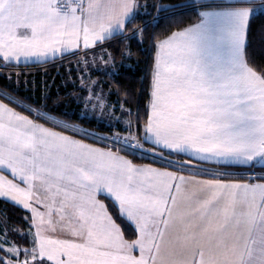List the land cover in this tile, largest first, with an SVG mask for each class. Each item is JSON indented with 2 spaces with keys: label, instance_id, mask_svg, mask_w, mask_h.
<instances>
[{
  "label": "snow or ice",
  "instance_id": "obj_1",
  "mask_svg": "<svg viewBox=\"0 0 264 264\" xmlns=\"http://www.w3.org/2000/svg\"><path fill=\"white\" fill-rule=\"evenodd\" d=\"M140 7L0 0V61L49 62L82 48L84 66L101 55L114 65L108 49L130 59L129 41L151 40L154 52L137 136L130 109L119 132L121 118L109 112L107 128L97 118L112 107L99 86L81 89L82 116L0 102V197L26 211L27 228L0 233V264H264V65L247 41L264 0H189L191 23L144 39L147 26L128 35ZM93 123L108 135L82 127Z\"/></svg>",
  "mask_w": 264,
  "mask_h": 264
},
{
  "label": "trees",
  "instance_id": "obj_2",
  "mask_svg": "<svg viewBox=\"0 0 264 264\" xmlns=\"http://www.w3.org/2000/svg\"><path fill=\"white\" fill-rule=\"evenodd\" d=\"M141 7L138 9V15L135 22L128 31L131 36L136 29H145L146 33L140 34V39L145 36H151L155 33L158 37L161 34L176 30L177 25L191 23L192 13L184 7L189 3V0H139ZM169 9L170 11H162ZM181 13H185L181 15ZM261 25H264V19H256L255 25L251 28L250 35L247 38L251 47L248 49V54L254 57L258 65H264V34H261ZM131 44L130 59L125 60L123 56L116 55L112 49L108 51L115 57L114 65L112 61L98 62L91 66H84L82 61L83 56H66L62 59L46 63L44 65L32 66L22 71H11L8 69H0V96L7 100L10 95L13 99H19L21 104H25L36 108V102H39L41 112L60 118V113H67L68 116L83 115L84 111L80 107V97L85 96V91L88 89L89 78L95 81V88L99 86L100 94L106 97V103H110L114 107V113L111 109L104 112L101 116L96 113L97 118L105 122V128L109 124L115 123L111 120L109 112L115 117L121 112L128 111L133 113V129L132 136H137L135 130V113L139 110L140 116H144L143 107L148 106L147 92L148 81L153 72V57L152 41L142 43L139 47L135 43ZM115 47H122L115 44ZM89 51L88 59L91 58ZM101 63V64H100ZM109 63H112L111 65ZM4 64L0 61V66ZM113 69L117 76L106 77L103 73L108 69ZM95 69H100L97 73ZM109 93H113L109 95ZM119 93V95H115ZM130 94V95H129ZM119 101V104H117ZM128 101V103H124ZM111 107V108H112ZM118 109V110H117ZM85 110V109H84ZM121 124L116 127L119 132L124 126L123 119ZM79 123V121H75ZM84 129L97 133L108 135L107 132H99L97 123L84 124ZM128 136V133H122ZM143 136V132L138 134ZM139 139V137H138ZM148 148L149 145H146ZM134 161L153 163L151 161L129 155ZM157 164V163H154ZM236 171L235 169H232ZM188 173V171H185ZM109 211L115 215L117 209L113 208L109 202ZM26 212L22 209L13 206L12 204L0 200V233L7 232L11 229L12 232L17 230L22 234L27 230L24 223ZM4 238L0 235V239ZM8 238L12 235L9 233ZM3 255V253H0Z\"/></svg>",
  "mask_w": 264,
  "mask_h": 264
},
{
  "label": "crops",
  "instance_id": "obj_3",
  "mask_svg": "<svg viewBox=\"0 0 264 264\" xmlns=\"http://www.w3.org/2000/svg\"><path fill=\"white\" fill-rule=\"evenodd\" d=\"M79 52L80 51H83V52H85L86 50H84V49H79L78 50ZM60 59H62V58H60ZM57 60H59V59H57ZM53 61H56V60H51V61H49V62H38V61H36L35 59H33V60H29V62L27 61V62H20V63H7V62H3V61H1L4 65H6L7 67H9V69L11 70V71H22V70H25V69H28V68H30V67H32V66H37V65H44V64H46V63H51V62H53ZM28 67V68H27ZM95 82V81H94ZM88 84H89V82H88ZM95 84H96V82L93 84V85H91V88H89V91L90 92H92V91H95ZM8 96H10V95H8ZM0 102H4V103H7V100L6 99H4V98H2L1 96H0ZM24 107H31V106H28V105H25V104H22ZM33 108V107H32ZM83 111H84V109H82ZM17 111H20V108H17ZM42 113H44V112H42ZM49 115V114H48ZM51 116V115H50ZM85 142H88V143H92V141L89 139V140H86ZM94 146H97V147H102V145L101 144H99V143H95L94 144ZM149 147H150V145H149ZM128 159H131V160H133L130 156H128L127 157ZM133 162L134 163H136L137 165H149V166H153V167H161V164H154V163H144V162H139V161H134L133 160ZM198 167H199V165H198ZM203 167H208V168H211L212 166L211 165H203ZM167 170H173L172 168H169V169H167ZM185 171H187V170H185ZM183 172V173H181V174H184V175H187L188 173H186V172ZM260 173L258 172L257 173V175H259ZM198 179H205V178H208L205 174H201V175H199L198 177H197ZM244 182H247V181H244ZM256 182H260V181H256ZM0 200H3V201H5V202H8L5 198H3V197H0ZM107 202H109V201H107V200H105L104 201V203L106 204V205H108L107 204ZM8 203H10V202H8ZM10 204H12V203H10ZM13 205V204H12ZM23 211H25V210H23ZM26 212V211H25ZM110 212V211H109Z\"/></svg>",
  "mask_w": 264,
  "mask_h": 264
},
{
  "label": "built area",
  "instance_id": "obj_4",
  "mask_svg": "<svg viewBox=\"0 0 264 264\" xmlns=\"http://www.w3.org/2000/svg\"><path fill=\"white\" fill-rule=\"evenodd\" d=\"M0 69H8L6 65L0 66ZM87 130V129H86ZM90 131V130H88ZM90 132H94V131H90ZM97 133V132H96ZM97 135H105V134H101V133H97ZM102 145V144H101ZM146 149H149L146 145L144 146ZM138 157V156H137ZM142 159L148 160L152 162V157L151 156H144ZM155 163H161L160 161H156Z\"/></svg>",
  "mask_w": 264,
  "mask_h": 264
},
{
  "label": "rangeland",
  "instance_id": "obj_5",
  "mask_svg": "<svg viewBox=\"0 0 264 264\" xmlns=\"http://www.w3.org/2000/svg\"><path fill=\"white\" fill-rule=\"evenodd\" d=\"M83 54H84V52H83V51H80V56H83ZM90 57L92 58V56H90ZM91 58H89V59H91ZM28 62H29V61H28ZM100 62H101V63L103 62L102 55H101V60H100ZM101 63H100V64H101ZM95 64H96V63H95ZM109 64L111 65L112 63H109ZM99 94H100V93H99ZM105 103H106V102H105ZM111 110H112L111 112L114 113V111H115V110H114V107H112ZM117 118H121V120L123 119V118H122V112L119 113V114H117ZM133 126H134V124H133ZM97 143H99V142H97ZM99 144H101V143H99ZM160 164H161V163H160ZM1 239H3V238H1Z\"/></svg>",
  "mask_w": 264,
  "mask_h": 264
}]
</instances>
